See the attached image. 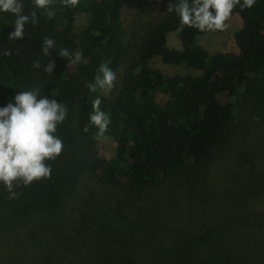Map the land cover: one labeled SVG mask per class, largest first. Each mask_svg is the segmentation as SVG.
<instances>
[{"label":"trees","instance_id":"1","mask_svg":"<svg viewBox=\"0 0 264 264\" xmlns=\"http://www.w3.org/2000/svg\"><path fill=\"white\" fill-rule=\"evenodd\" d=\"M123 1L78 0L76 6H65L51 0L48 8L39 9L33 0H22L24 14L35 10L38 22L26 24L25 37L17 41L8 40L16 17L0 11V52H12L0 55V108L15 103L17 92L39 88L42 96L68 109L53 134L63 148L59 157L46 161L50 178L17 188L19 199H9L0 182V264H264V202L259 201H264V172L241 165L233 172L239 177L220 186L226 198L216 206L224 209L225 218L235 220V210L243 215L238 221L246 232L238 246L218 242L226 230L194 217L212 197V182L197 181L200 170L264 63V0L243 10L240 0L230 14L240 22L233 32L235 50L211 53L197 38L213 30L181 28L177 15L167 12L175 0H168L126 46ZM76 14L84 16L79 27ZM169 33H175L178 47L167 44ZM45 37L56 41L49 57L41 52ZM62 49L70 55L59 56ZM77 52L86 64L68 63ZM154 58L180 71L153 68ZM37 60L44 67L54 60L53 73L34 68ZM101 63L117 73L109 96L90 93L86 86ZM157 93L165 95L162 102ZM96 96L111 121L102 135L113 141L107 157L98 154L102 136L89 123ZM183 174L192 179L190 187L187 176L176 180ZM83 178L126 192L129 197H120L123 202L115 207L118 216L109 207L93 209V202L68 201ZM172 180L169 194L147 197L141 204L130 198V193ZM111 214L116 220L109 223ZM238 221L236 229H241ZM13 228L17 235L8 233Z\"/></svg>","mask_w":264,"mask_h":264},{"label":"clouds","instance_id":"2","mask_svg":"<svg viewBox=\"0 0 264 264\" xmlns=\"http://www.w3.org/2000/svg\"><path fill=\"white\" fill-rule=\"evenodd\" d=\"M65 6H76L78 0H62ZM255 0H175L169 3L167 12L175 13L181 28L187 26L199 31L222 30L233 8L240 4L241 9L251 8ZM35 8L46 9L51 0H33ZM22 0H0V11L13 14L16 19L14 31L8 35L9 41H17L25 37V25L38 22L37 12L24 14ZM49 15L51 13H48ZM56 41L45 37L41 44V52L49 57L55 49ZM0 55L10 57V49H4ZM61 57L70 55L67 49L58 51ZM87 63L82 54L77 52L68 61L70 64ZM33 67L43 68L47 74H52L55 61L46 67L37 60ZM117 73L107 63H101L97 69L94 81L86 86L90 93L101 92L107 95L115 87ZM13 102L0 108V182L9 193V199H19L21 193L16 189L29 186L34 181L50 178L52 167L46 161L55 160L60 156L63 142L53 134L57 125L67 116L68 109L56 99L41 95L39 88L19 91ZM101 97L96 96L91 102L89 123L99 129L98 135H103L111 123L109 114L102 111Z\"/></svg>","mask_w":264,"mask_h":264},{"label":"rangeland","instance_id":"3","mask_svg":"<svg viewBox=\"0 0 264 264\" xmlns=\"http://www.w3.org/2000/svg\"><path fill=\"white\" fill-rule=\"evenodd\" d=\"M167 1L168 0L123 1L121 20L126 46H131L137 34V30L142 28L145 22L157 16L163 10ZM83 22L84 16L82 14H76L74 17L75 26L79 27ZM239 24L238 17L232 15L225 21L226 27L224 29L207 32L199 36L197 41L210 53L219 50L234 51L233 32ZM167 44L172 47L179 46L175 33H169L167 35ZM150 65L165 73L180 71V68L176 66L162 64L158 58H154L150 62ZM110 93L105 96H109ZM155 96L158 102H162L165 99V95L161 93H157ZM221 107L220 105L218 106L219 109ZM233 111V114L225 125L219 142L213 147L209 159L204 162V164L206 163L204 168L200 170L203 175L206 171H209L207 178L202 175L197 179L199 183L207 180L208 182H212L211 200L207 202L205 208L197 210L194 215L196 222L204 220L208 224L214 225L213 227L217 231L219 228L225 229L227 235L220 233L218 242L227 241L228 245L231 247L238 246L236 243L244 241L245 238L244 232L246 231L243 229L244 225H242V222L238 221L243 219L242 212L240 210H235L231 214L235 220L226 219L224 216V209L216 205L220 204L226 198V196L220 195V191L223 189L220 186L231 178L236 180L239 176L234 175L233 172L241 168V165L242 168L248 166L252 167L256 174L264 172V63L254 76L252 88L243 92ZM96 146L98 154L107 157L112 153L113 141L108 136H102L97 139ZM186 176L185 174L180 175L176 180L183 179ZM247 180L248 179L243 178V182ZM184 181L188 183L189 187L191 186V178L187 176ZM174 186L175 182L172 180L164 185L147 187L139 192L130 193V198L134 197L136 203L141 204L143 201L147 200V197H161L160 194L163 192L169 194L170 192H168V190L174 189ZM196 187H200V185L196 184ZM184 189L185 188H182V191H184ZM125 193L126 192L121 193L119 189L110 187L101 188L99 183L92 178H83L67 196L69 197L68 201L74 198L75 201L84 200V202H88V204L93 202V209L105 207L112 208L114 214L118 216L115 207L118 208L119 203L121 204L123 202L121 198L128 196L125 195ZM259 201L260 203L264 202L263 200ZM212 206L215 208H211ZM66 209L63 207L62 212H66ZM114 214L108 217L107 220L109 223L116 220ZM237 221L240 223L241 229H236L238 228L236 225ZM13 229L14 230L11 231L8 230V233L15 232L13 235H17V229Z\"/></svg>","mask_w":264,"mask_h":264}]
</instances>
